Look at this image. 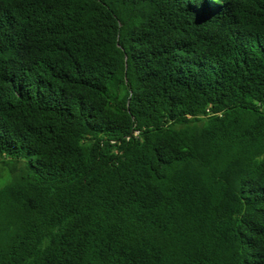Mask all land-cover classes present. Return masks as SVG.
<instances>
[{"label": "trees", "instance_id": "1", "mask_svg": "<svg viewBox=\"0 0 264 264\" xmlns=\"http://www.w3.org/2000/svg\"><path fill=\"white\" fill-rule=\"evenodd\" d=\"M0 264H264V0H0Z\"/></svg>", "mask_w": 264, "mask_h": 264}, {"label": "rangeland", "instance_id": "2", "mask_svg": "<svg viewBox=\"0 0 264 264\" xmlns=\"http://www.w3.org/2000/svg\"><path fill=\"white\" fill-rule=\"evenodd\" d=\"M5 177L8 179V178H9V174H8V175L5 174V175L2 177V179H1V181H0V184H1L3 181H5Z\"/></svg>", "mask_w": 264, "mask_h": 264}]
</instances>
